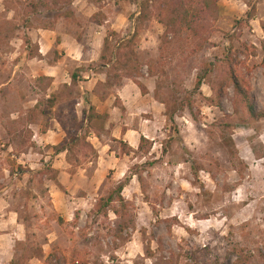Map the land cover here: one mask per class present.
Masks as SVG:
<instances>
[{
    "label": "rangeland",
    "instance_id": "obj_1",
    "mask_svg": "<svg viewBox=\"0 0 264 264\" xmlns=\"http://www.w3.org/2000/svg\"><path fill=\"white\" fill-rule=\"evenodd\" d=\"M41 1L0 0V264H46L54 253L66 264H264V119L252 118L233 89L220 92L232 54L264 111V0H221L201 37L168 35L157 20L164 0L150 3V18L140 16L144 0H49L46 9ZM186 1L197 8L198 0ZM109 18L115 28L104 24ZM39 30L74 36L88 57L54 88L44 68L60 51L40 59ZM105 31L102 56L91 63ZM99 73L109 79L103 93L131 81L150 86L166 119L174 117L161 127L158 160L138 152L111 183L112 167L98 173L96 152L80 146L67 158L70 168L53 146L88 142L78 102L86 78ZM198 77L204 84L196 92ZM58 124L62 130L49 135ZM60 160L66 175L57 179L70 186L58 187L50 173ZM80 167L87 172L74 177ZM132 176L123 193L130 229L121 233L114 214L99 224L88 218Z\"/></svg>",
    "mask_w": 264,
    "mask_h": 264
},
{
    "label": "crops",
    "instance_id": "obj_2",
    "mask_svg": "<svg viewBox=\"0 0 264 264\" xmlns=\"http://www.w3.org/2000/svg\"><path fill=\"white\" fill-rule=\"evenodd\" d=\"M0 6H2L1 2ZM111 23V28H115L117 23L110 18L107 19L104 24L109 25ZM100 28L103 30L105 26L102 25ZM114 30L116 32H121L116 29ZM40 31L41 30H39V32ZM40 34L41 36L36 38L39 45L40 59L47 58L51 60L52 58L50 57L53 55L54 50L60 51V58L52 64L47 63L44 68L43 76L52 82L51 87L54 88L61 83L62 75L68 74L67 68H81L88 62V57L86 56L81 42L75 39L74 36L68 34L60 35L52 31H41ZM98 35H100L102 41L100 45L96 47V50L92 51L94 59L89 61L91 63L97 62L101 58V50L103 49L105 38H107L106 31L98 32ZM44 61L45 60H42L40 62L45 63ZM103 67L105 69V67L110 68L111 66L104 63ZM86 79L88 81L84 82L81 87L84 91V96L78 102V107L82 108L81 112L77 111L78 118L80 121H83L85 119L84 113L89 111L91 106L95 107L98 114L108 116L103 128L98 130L94 127L96 122H93L91 128H89L88 143L93 146L97 153V172L103 173L109 165L112 167L109 175L112 173L114 174L116 171H122V166H124L126 159L130 161L139 151L143 137L148 142L152 143L154 148L149 154L142 155L144 157H154L155 160H158L160 153L154 156V152L159 145L158 140L161 127L167 122V119L164 115L163 105L153 96L152 88L150 86L147 87V95H143L136 82L131 81L121 85L116 93L115 91L111 92L108 90V92L104 91L103 93L100 87L104 88L105 85L108 84L109 79L107 80L106 75L99 73L94 74L92 78L88 77ZM67 85L72 87L74 83L70 79L67 81ZM112 87L116 88L117 86L112 84ZM49 91H51V88ZM55 128V130H50L48 132L49 135H57L58 132L62 130L59 124ZM117 143H119L120 148L117 147L114 149V145ZM120 143L129 146L134 152L131 155L124 154ZM53 146L57 147L58 144H53ZM57 158H64L67 165L72 168L67 162V152L58 154ZM135 161L136 159H134L133 162ZM130 163L131 161L129 164ZM59 164H63V160L56 161L53 166L57 171L60 170ZM93 164L94 162H90V165ZM106 171L109 172L107 169ZM85 172H87V170L80 167V171L74 177H78ZM59 175L61 177V175H66V173H60ZM58 182L60 186H70L73 181L70 182V180L67 181L65 179L62 182L58 180Z\"/></svg>",
    "mask_w": 264,
    "mask_h": 264
},
{
    "label": "trees",
    "instance_id": "obj_3",
    "mask_svg": "<svg viewBox=\"0 0 264 264\" xmlns=\"http://www.w3.org/2000/svg\"><path fill=\"white\" fill-rule=\"evenodd\" d=\"M94 1V0H91ZM153 0H144L141 1V15L146 18H150L148 16L150 3ZM221 0H198L197 8H191L186 0H164L163 9L157 15L158 22L166 27V31L169 34H177L178 32H189L195 37H201L202 32L205 31L208 27V22L212 19L217 20L220 14L219 3ZM49 0H44L40 2V7L47 8L49 4ZM134 36L130 42L127 43V49L129 52L127 53L128 59L133 60L135 52L132 49V45H135ZM109 44V39H106L105 46L107 47ZM39 52V51H38ZM31 57H36L34 54L30 55ZM102 59L107 61L106 57L103 56ZM109 62V61H108ZM110 63V62H109ZM208 71H211L209 68ZM78 79L77 75H74V80ZM136 84L141 89L143 95H147V89L141 83L136 82ZM204 84V79L202 77H198L196 92H199ZM227 89H233L236 96L239 100L245 105L249 115L256 119L262 120L264 119V111H258L256 107V103L254 98L251 95V87L249 82L240 76L236 69V61L233 59V55L230 54L228 56V76L222 83L220 88L221 95H223ZM52 106H55L54 102H51ZM85 119L79 124L78 129L82 132L85 129L91 128V124L93 122L102 121L105 123L108 119L107 115H100L96 112L95 107L91 106L89 111L84 113ZM174 117H167V123L172 122ZM90 133V129H89ZM88 133V134H89ZM174 133L179 136L180 132L178 128L174 129ZM121 148L124 154L131 155L134 151L124 143H120ZM147 145V148L146 146ZM80 146H85L93 152H96L93 146L87 142L86 138L83 137H74L71 141L63 142L61 145L55 147L56 154L68 153V156L72 155L75 150H77ZM150 146V148H149ZM152 143L148 142L144 137L141 140V145L139 148L140 153L145 155L149 154ZM167 151V150H166ZM137 152V153H138ZM50 173L54 174V181L57 182V185L60 187L58 183V175L59 171L50 168ZM137 176V175H134ZM127 177L124 182L119 183L118 187L115 188L107 197L100 198L97 203L94 205L92 211L89 213L88 218L92 219L95 223L99 224V220L102 217H109L110 214H114L117 218L120 219L119 229L121 233H124L126 230L130 229V215L128 213V208L131 206L127 200L123 197V193L125 189L130 185L133 180V177ZM140 179V178H139ZM113 180L112 174H110L107 178L108 183H111ZM141 180V179H140ZM63 223V221H60ZM12 264H18V262H13ZM46 264H66L61 257V255L54 253L50 255L47 259ZM75 264H89V263H75Z\"/></svg>",
    "mask_w": 264,
    "mask_h": 264
}]
</instances>
